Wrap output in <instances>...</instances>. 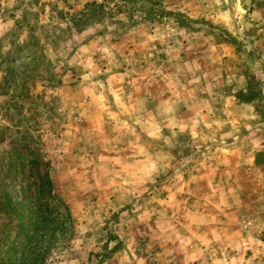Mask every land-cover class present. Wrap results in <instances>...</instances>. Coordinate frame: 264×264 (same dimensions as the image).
I'll return each mask as SVG.
<instances>
[{
    "label": "rangeland",
    "instance_id": "obj_1",
    "mask_svg": "<svg viewBox=\"0 0 264 264\" xmlns=\"http://www.w3.org/2000/svg\"><path fill=\"white\" fill-rule=\"evenodd\" d=\"M235 2L0 0V264L29 210L42 264H264V0Z\"/></svg>",
    "mask_w": 264,
    "mask_h": 264
},
{
    "label": "trees",
    "instance_id": "obj_2",
    "mask_svg": "<svg viewBox=\"0 0 264 264\" xmlns=\"http://www.w3.org/2000/svg\"><path fill=\"white\" fill-rule=\"evenodd\" d=\"M248 100H245L246 103ZM30 162L33 165H40L42 162L37 160H31ZM44 167L47 169L48 165L43 164ZM37 177L39 178L41 184L47 187V192L50 193L51 190V183L48 178V171L45 170L43 173L38 174ZM28 218L25 227L22 225V216L18 217V224L17 228L19 230L29 232L31 231V235L29 233H25L24 237L27 241V247L23 249V253L20 255L21 260H13L12 263L9 264H42V257L44 254L47 253V249L49 248L50 242L53 240L54 233L56 232L55 229L49 228L50 224L54 221L51 219L50 214H48V210H29ZM69 220V216L66 217ZM39 232H45L43 237L37 239ZM46 241L47 244L45 247L42 248L41 242ZM2 264V263H1Z\"/></svg>",
    "mask_w": 264,
    "mask_h": 264
},
{
    "label": "crops",
    "instance_id": "obj_3",
    "mask_svg": "<svg viewBox=\"0 0 264 264\" xmlns=\"http://www.w3.org/2000/svg\"><path fill=\"white\" fill-rule=\"evenodd\" d=\"M242 8L245 10V12H249V10H246L245 9V6L243 5ZM220 65V64H219ZM218 65V68H217V73L220 77H222V81L225 80L226 78H229L227 76V72L226 70L224 69V64H221V66L219 67ZM254 70H251L250 71H256L257 69H260L259 68L260 66L259 65H253L251 66ZM261 81H264L263 79V76H260L259 77ZM244 79V78H243ZM249 79V78H248ZM243 94L246 93V90H242ZM235 93V92H234ZM222 103L225 104V107L227 108V111L226 113H228V116L230 117H233V118H237V119H243V117L245 118H249L252 117V111L254 110L255 108V104H256V100L255 99H248V101L245 103H243L242 105H239L238 101H236V98L233 97V96H229V97H220L218 98ZM235 120V119H234ZM209 178L207 177H204L203 175L199 176V180L201 182H205L207 181Z\"/></svg>",
    "mask_w": 264,
    "mask_h": 264
},
{
    "label": "water",
    "instance_id": "obj_4",
    "mask_svg": "<svg viewBox=\"0 0 264 264\" xmlns=\"http://www.w3.org/2000/svg\"><path fill=\"white\" fill-rule=\"evenodd\" d=\"M235 9L240 14H243V15L246 14L245 10L241 6L240 0H236V2H235Z\"/></svg>",
    "mask_w": 264,
    "mask_h": 264
},
{
    "label": "built area",
    "instance_id": "obj_5",
    "mask_svg": "<svg viewBox=\"0 0 264 264\" xmlns=\"http://www.w3.org/2000/svg\"><path fill=\"white\" fill-rule=\"evenodd\" d=\"M246 226H247V225H246ZM246 226H245V227H246Z\"/></svg>",
    "mask_w": 264,
    "mask_h": 264
}]
</instances>
